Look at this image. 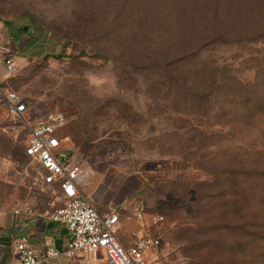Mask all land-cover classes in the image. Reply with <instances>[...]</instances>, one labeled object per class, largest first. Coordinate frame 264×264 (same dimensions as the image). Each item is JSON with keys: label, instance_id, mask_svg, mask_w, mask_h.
Returning a JSON list of instances; mask_svg holds the SVG:
<instances>
[{"label": "rangeland", "instance_id": "374dc122", "mask_svg": "<svg viewBox=\"0 0 264 264\" xmlns=\"http://www.w3.org/2000/svg\"><path fill=\"white\" fill-rule=\"evenodd\" d=\"M0 42L1 87L66 116L70 160L124 179L164 264H264V0H0ZM27 135L0 93V185H35Z\"/></svg>", "mask_w": 264, "mask_h": 264}, {"label": "built area", "instance_id": "2783aa9c", "mask_svg": "<svg viewBox=\"0 0 264 264\" xmlns=\"http://www.w3.org/2000/svg\"><path fill=\"white\" fill-rule=\"evenodd\" d=\"M0 42V62L6 76L20 68L15 53L3 54ZM2 74L0 73V83ZM3 103L8 115L18 120L28 129L24 153L36 165L35 186L45 188L57 185L61 201L49 213L52 220L65 223L68 240L62 251L72 257L79 251L103 248L107 264H164L162 262V239L151 233L134 238L124 244L118 234L117 212L103 214L89 195L83 190L87 172L78 161L70 160V150L63 145L60 132L66 123V116L59 111L29 115V106L15 91L6 90L0 85ZM162 215L153 216V222H159ZM15 258L0 264H36L39 256L34 246L25 236L14 245ZM48 255L61 254L56 248H50Z\"/></svg>", "mask_w": 264, "mask_h": 264}, {"label": "crops", "instance_id": "0c3cea01", "mask_svg": "<svg viewBox=\"0 0 264 264\" xmlns=\"http://www.w3.org/2000/svg\"><path fill=\"white\" fill-rule=\"evenodd\" d=\"M122 185L127 184L118 176L110 179L105 175L95 177L87 174L83 190L101 213H118L117 234L127 245L134 238L148 233V223L137 202L129 199ZM60 201L57 185L45 188L38 185H0V263H8L15 258V242L25 236L39 256L36 264H107L103 248L79 251L72 257L62 253L67 244L68 229L65 223L49 216ZM50 248L60 250L61 254L48 255Z\"/></svg>", "mask_w": 264, "mask_h": 264}, {"label": "trees", "instance_id": "16d2710c", "mask_svg": "<svg viewBox=\"0 0 264 264\" xmlns=\"http://www.w3.org/2000/svg\"><path fill=\"white\" fill-rule=\"evenodd\" d=\"M21 29H24V27L21 26ZM55 56L60 57V56H62V54H61V53H57V54H55ZM65 124H66V123H65ZM65 124H64V126H65Z\"/></svg>", "mask_w": 264, "mask_h": 264}, {"label": "water", "instance_id": "95a60500", "mask_svg": "<svg viewBox=\"0 0 264 264\" xmlns=\"http://www.w3.org/2000/svg\"><path fill=\"white\" fill-rule=\"evenodd\" d=\"M24 28H26V26H24Z\"/></svg>", "mask_w": 264, "mask_h": 264}]
</instances>
